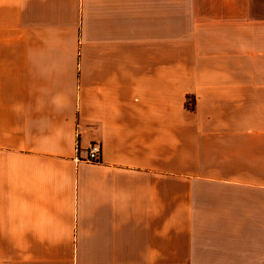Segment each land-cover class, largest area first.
Returning <instances> with one entry per match:
<instances>
[{
	"label": "crops",
	"instance_id": "obj_1",
	"mask_svg": "<svg viewBox=\"0 0 264 264\" xmlns=\"http://www.w3.org/2000/svg\"><path fill=\"white\" fill-rule=\"evenodd\" d=\"M172 12L0 0V264H264V0Z\"/></svg>",
	"mask_w": 264,
	"mask_h": 264
},
{
	"label": "rangeland",
	"instance_id": "obj_2",
	"mask_svg": "<svg viewBox=\"0 0 264 264\" xmlns=\"http://www.w3.org/2000/svg\"><path fill=\"white\" fill-rule=\"evenodd\" d=\"M173 3V39H178L181 36L183 25L188 24L195 17V0H172ZM193 10V12H191ZM175 47V45H173ZM193 102L189 99V103ZM190 106V104H189Z\"/></svg>",
	"mask_w": 264,
	"mask_h": 264
},
{
	"label": "built area",
	"instance_id": "obj_3",
	"mask_svg": "<svg viewBox=\"0 0 264 264\" xmlns=\"http://www.w3.org/2000/svg\"><path fill=\"white\" fill-rule=\"evenodd\" d=\"M101 144L98 142H94L87 149V161L99 163L101 162Z\"/></svg>",
	"mask_w": 264,
	"mask_h": 264
}]
</instances>
